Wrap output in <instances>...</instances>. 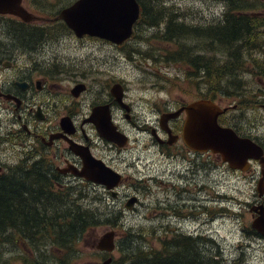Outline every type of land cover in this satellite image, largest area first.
<instances>
[{
  "label": "rangeland",
  "instance_id": "rangeland-1",
  "mask_svg": "<svg viewBox=\"0 0 264 264\" xmlns=\"http://www.w3.org/2000/svg\"><path fill=\"white\" fill-rule=\"evenodd\" d=\"M72 1L22 0V6L32 14L46 10L50 14L49 17H52L60 7ZM157 2L163 3L165 7L161 9L162 15L157 14V18L153 19L151 17L153 13L147 10L150 6L149 1L145 0L135 36L125 41V44L119 48L99 39L76 38L71 33H63L61 29L57 40L45 47L46 52L61 64L62 72L59 74L61 78L69 79L66 74L77 65L78 68L89 73V79H95L92 83L83 81L87 84V90L83 93V110L87 109L92 102L105 100L108 87L113 82L120 81L121 78L126 80V86L136 94V111L139 119H142L144 112L149 118L147 122L153 117V112L147 108L149 100H157L153 106L159 109L164 105L168 96L188 102L201 95L204 89L211 91V86L219 85V91L240 95L230 96L218 92L213 95V101L219 106H234L228 109L225 116H217L216 122L221 126L232 127L238 134L255 137L259 144H264V109L249 100L255 91L264 88V85L259 83L257 78L250 76L247 61L243 62L240 69L235 70V78L239 80L237 85L227 83V80H234V78L225 75H220L219 80L211 76L207 81L201 82L200 80L205 77L204 73L195 74L187 62L190 65L189 59L194 54L201 56L199 59L204 62L208 59L210 67H220L226 60V55L221 48L218 45H207L206 38L203 40L189 34L171 41L159 38L160 31H165L163 28L166 27V22L162 19L164 16L174 15L176 20H182L186 26L196 25L204 28L206 24L217 23L231 7L223 0H157ZM39 5L44 9H38ZM7 29L19 32L21 30L0 21V49H5L9 55L15 57L17 67L14 72L16 73L19 68V73L25 66L24 55L20 56L23 43L19 37L6 35L4 32ZM157 40L160 42L158 43ZM244 50L239 52V59H242ZM260 53L254 51L251 56H257ZM145 57L148 60L145 61L143 59ZM199 59L193 60L194 63H199ZM44 60L47 58L45 57ZM56 72L57 70L51 73ZM146 73L150 76L149 82L144 84V91H138L137 80ZM76 79L82 81L79 77ZM59 86L60 89H66L71 86V82L61 81ZM141 96L144 98L143 101ZM239 96L246 98V101L236 104ZM118 113L119 111L116 110V117ZM127 130L133 139L131 143L133 148L129 146L124 151H110L108 154L112 164L122 172L123 176L132 175L138 178L141 175H157L162 183L158 181L148 183V186L155 192L153 196L160 195V190L157 188L168 191L172 180L180 182L179 184L174 183L181 189V192L176 191L178 194L176 202L180 205L192 195L201 199L204 192H210L214 188L219 195V199L214 201L215 210L213 212L216 214L213 218L206 213L203 216L199 215L195 220L176 222L172 219V223L157 225L142 217L143 212L146 211L143 207H139L136 213V211L129 212L122 206L124 194L130 193L129 188L125 190L124 186H121L119 199L113 200L111 195L103 189L86 185L83 188V196L78 201L85 208L95 212L92 215L99 223L76 242L78 254L69 260V264H94L96 261L103 260L107 254H97V251L93 253L92 243L95 240V244L102 233L109 229L114 231V240H116V247H113L110 253L113 264H126L129 256L136 258V248L145 251L150 247L153 253L161 255L163 243L170 248L173 242H180L184 234L200 235V239H195L193 249L203 256L212 257L215 264H264V240L249 231L251 216L248 206L259 202L255 191V183L259 176L258 163L252 166L250 172L244 173L228 168L219 156L206 154L204 162L201 161L198 170L194 171L192 182L183 184L180 177L174 179L168 171L172 168L171 162L175 163L176 160L170 162L166 158H160L158 149L155 145H151L146 133L139 132L136 127H128ZM31 138L30 136V140ZM143 144L148 146L144 148ZM135 158L137 165L134 164ZM174 169L177 170L174 175H177L182 168L177 165ZM181 171L180 175L183 176V170ZM188 176L191 174L188 173ZM71 184L73 186L77 183L73 180ZM197 187H199L198 193L186 195L187 190L197 192ZM172 201H175V198H172ZM200 202L199 200L198 203ZM262 202L264 203V193ZM206 203L210 208L213 201ZM189 204L191 203H187L185 207L181 206V209L184 212L192 210ZM112 208L123 209L126 214L124 225L106 226L102 224L100 220H103L107 211ZM218 208H220L219 212H217ZM170 239L172 242L169 241ZM9 248L11 251L7 253V256L12 255V264H21V261L17 259L20 245L12 243ZM56 252L61 254L60 251ZM201 264L205 263L201 262Z\"/></svg>",
  "mask_w": 264,
  "mask_h": 264
},
{
  "label": "flooded vegetation",
  "instance_id": "flooded-vegetation-1",
  "mask_svg": "<svg viewBox=\"0 0 264 264\" xmlns=\"http://www.w3.org/2000/svg\"><path fill=\"white\" fill-rule=\"evenodd\" d=\"M244 1L248 3L253 1L252 10H258L251 12L264 17V0ZM136 2L138 4V17L131 26V35L125 41L134 37V33L138 30L142 7L137 0ZM19 5L30 14L27 20H23L13 13H0V21L10 24L12 28L15 26L21 30L19 32L7 29L4 33L21 39L23 48L20 51V56L24 55L25 63L24 68L19 73V68H17L15 73L14 69L17 67L15 57L9 55L5 49H0V179L3 177H26L29 160H42L47 163L51 177L56 179V185L62 188L92 185L109 193L113 200L119 199L121 186H124L125 190L129 188L130 193L124 194L122 206L127 211H136V213L139 207H143L146 211L143 212L142 217L147 221L155 222L157 225L172 223V219L176 222L195 220L198 219L199 215L203 216L206 213H209V217L213 218L216 214L213 212L215 210L214 201L219 199L214 188L210 192H204L201 199L192 195L180 205L176 202L178 199L176 191L181 192V189L174 185V183L179 184L180 182L172 180L170 182L171 188L168 191L157 188L160 190V195L153 196L155 192L148 186V183L149 181L162 183L158 180L157 175H141L138 178L132 175L123 176L108 156L110 151L121 152L128 149L129 146L133 148L131 144L133 139H131L127 128L136 127L139 132L148 135L151 145H155L158 149L160 158H166L170 162L176 160L175 163L171 162L173 169L168 170L169 174H172V178L180 177L183 184H190L194 171L199 168V163L204 162L206 152L194 151L184 145L181 138L182 123L185 116L183 107L202 98L201 95L188 102L168 96L165 101L162 100L164 105L159 109L153 106L157 100H149L147 108L153 112V117L147 122L149 118L144 112L142 119H139L136 111V94L126 86V80L121 78L120 81H115L108 87L105 100L92 102L87 109L83 110V93L87 90V84L83 81L92 83L95 82V79H89V73L78 68L77 65L70 73L66 74L69 79L61 78L59 76L62 72L61 64L45 50L47 45L57 40L60 29L63 33H71L76 37L66 27L63 20L58 17L59 10L67 5L60 7L52 17H49L50 14L46 10L32 14L22 6V0H20ZM152 8H158L160 16L163 13L161 9H165L163 3L153 4ZM38 9H44V7L39 5ZM163 29L167 31V27ZM84 37L99 39L116 48L125 44V41L121 44H114L85 34L76 38L82 39ZM35 46L38 48H34ZM45 57L47 60H44ZM143 59L148 60L147 57ZM55 70H57L56 73H51ZM76 77L82 81H78ZM149 77V74L146 73L137 80L139 83L138 91L145 90L144 84L149 82ZM61 81H69L71 86L60 89L59 82ZM258 81L260 83V80ZM79 84L81 90L76 92L74 88ZM141 99L144 100L142 96ZM116 110L119 111L118 118L116 117ZM227 111L228 109L218 116H225ZM173 113L176 115L172 117ZM161 122H163V127ZM100 123L109 126L116 135L124 136L125 142L120 145L100 136L95 126ZM30 136L32 137L31 140ZM249 138L259 144L255 137ZM168 139L171 140L170 143L167 142ZM147 146L143 144L144 148ZM261 146L264 148V144ZM131 163L133 164V162ZM159 163L161 164L162 161ZM134 164L137 165L136 158ZM90 165H93L94 168L107 167L111 169L119 176L117 183L107 189L102 184L85 179L82 172L85 170L84 168L90 167ZM177 165L182 168L183 176L180 175L181 170L177 175H174L177 172L174 169ZM188 173L191 176H188ZM92 175L93 173L88 174V176ZM73 180L77 184L71 186ZM198 191L199 187H197V192H188L187 190L186 195L198 193ZM130 198L133 201L127 208L125 203ZM172 198H175V201H172ZM199 200L200 203H198ZM210 201H213V204L208 208L209 204L206 202ZM187 203H191L189 205L192 210L184 212L181 206L185 207ZM219 211L220 208L217 212ZM125 216L123 209L115 210L112 208L100 221L106 226H122L126 222ZM184 236H189V234H184ZM191 237L200 239V235ZM94 241L92 245H94ZM169 241L172 242V239ZM181 245L185 251L187 249L186 243ZM173 249L172 247L171 250ZM96 253L106 254L102 251ZM97 262L100 261H96L94 264ZM110 264H113L112 259Z\"/></svg>",
  "mask_w": 264,
  "mask_h": 264
},
{
  "label": "trees",
  "instance_id": "trees-1",
  "mask_svg": "<svg viewBox=\"0 0 264 264\" xmlns=\"http://www.w3.org/2000/svg\"><path fill=\"white\" fill-rule=\"evenodd\" d=\"M137 1L143 11L145 0ZM148 1L150 6L147 10L153 13L151 17L155 19L157 14L160 16V10L152 8V5L158 2ZM223 1L231 9L217 23L206 24L204 28L186 26L182 20H176L174 15L164 16L162 19L166 22L167 31L161 32L159 38L171 41L189 34L203 40L206 38L207 45H218L221 48L226 60L220 67H210L208 59L204 62L199 59L201 56L194 54L189 59L190 65L187 62L195 74L204 73L205 77L201 82L207 81L211 76L219 80L220 75H225L234 78L227 80V83L237 85L239 80L235 78V70L240 69L243 62L247 61L250 76L259 79L264 85V17L251 12L258 10H252L253 1ZM243 49V57L239 59L238 54ZM254 51L261 53L251 56ZM197 59L199 63H194L193 60ZM219 89V85L211 86V91L204 89L201 97L213 99L216 92L230 96L240 95ZM251 97L249 100L254 105L264 109V88H259ZM243 101L246 98L239 96L236 104ZM26 171V177L0 179V264H12V255L7 256L12 243L21 247L17 254L21 264H69V260L78 254L76 242L99 223L92 215L95 212L78 201L83 196L84 187L57 186L47 163L42 160L30 159ZM249 231L255 233L253 230ZM183 238L180 242H173L170 248L163 243L161 255L153 253L150 247L145 251L136 248V258L129 256L126 264H215L212 257L203 256L193 249L196 238ZM184 243L188 250L184 251L181 245Z\"/></svg>",
  "mask_w": 264,
  "mask_h": 264
},
{
  "label": "water",
  "instance_id": "water-1",
  "mask_svg": "<svg viewBox=\"0 0 264 264\" xmlns=\"http://www.w3.org/2000/svg\"><path fill=\"white\" fill-rule=\"evenodd\" d=\"M20 0H0V13H13L27 20L30 14L20 5ZM138 16L136 0H73L62 7L58 17L76 37L85 34L120 44L131 34V26ZM75 91L81 90L77 85ZM185 116L182 123L181 138L184 145L194 151H209L217 154L228 168L240 171L249 169V160H255L259 166V176L256 180L255 191L259 202L248 206L251 220L249 228L264 239V203L261 198L264 193V155L263 148L246 137H240L229 127L220 126L217 116L225 111L207 98H199L183 107ZM176 113L172 114V117ZM98 134L105 139L122 145L124 136H118L109 126L100 123L95 125ZM163 127V122H161ZM171 142L170 139L167 140ZM82 175L85 179L102 184L107 189L118 181V174L107 167L94 168L93 165L84 168ZM93 173L92 176L88 174ZM132 199L125 203L130 207ZM114 247V231L106 230L96 240L94 249L112 252ZM111 257L107 256L95 264H110Z\"/></svg>",
  "mask_w": 264,
  "mask_h": 264
},
{
  "label": "bare ground",
  "instance_id": "bare-ground-1",
  "mask_svg": "<svg viewBox=\"0 0 264 264\" xmlns=\"http://www.w3.org/2000/svg\"><path fill=\"white\" fill-rule=\"evenodd\" d=\"M144 257V256H143Z\"/></svg>",
  "mask_w": 264,
  "mask_h": 264
}]
</instances>
